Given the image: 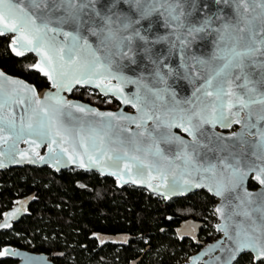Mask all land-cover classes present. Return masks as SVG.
Listing matches in <instances>:
<instances>
[{
  "label": "snow or ice",
  "instance_id": "snow-or-ice-1",
  "mask_svg": "<svg viewBox=\"0 0 264 264\" xmlns=\"http://www.w3.org/2000/svg\"><path fill=\"white\" fill-rule=\"evenodd\" d=\"M0 37L55 90L0 71V168L95 169L166 201L205 190L220 239L187 264H264V0H0ZM81 88L135 112L62 95ZM25 203L0 213V230Z\"/></svg>",
  "mask_w": 264,
  "mask_h": 264
},
{
  "label": "trees",
  "instance_id": "trees-1",
  "mask_svg": "<svg viewBox=\"0 0 264 264\" xmlns=\"http://www.w3.org/2000/svg\"><path fill=\"white\" fill-rule=\"evenodd\" d=\"M7 44L8 38L0 37V68L40 91L48 88L46 79L27 68L35 58H15ZM73 96L101 109L116 110L119 105L114 100L105 103L107 99L88 89L75 91ZM250 189H255L253 182ZM29 197L34 201L28 215L10 232L0 234V248L10 245L54 256L56 264H181L219 237L212 227L217 219L211 215L218 201L211 198L209 202L207 192L165 202L145 190H118L114 180L80 170L57 174L49 168H17L0 172V213ZM184 223L197 227L195 239L177 236ZM97 236L127 239L128 243L98 248ZM240 264L247 260L241 259Z\"/></svg>",
  "mask_w": 264,
  "mask_h": 264
},
{
  "label": "water",
  "instance_id": "water-1",
  "mask_svg": "<svg viewBox=\"0 0 264 264\" xmlns=\"http://www.w3.org/2000/svg\"><path fill=\"white\" fill-rule=\"evenodd\" d=\"M1 38H4V37H1ZM11 54H12V53H11ZM12 55H13V54H12ZM29 55H32V56L34 57L33 54H26V57L29 56ZM13 56H14V55H13ZM14 57H15V56H14ZM15 58H18V59H24L25 57H15ZM34 58H35V57H34ZM0 71L5 72V71L2 70L1 68H0ZM30 71H31V72H35L34 70H31V69H30ZM5 73H6V72H5ZM36 73H37V72H36ZM6 74H7V73H6ZM7 75H9V74H7ZM39 75H40V74H39ZM10 76H11V75H10ZM40 76H41V75H40ZM13 77H14V76H13ZM41 77H42V76H41ZM16 78H18V77H16ZM42 78H44V77H42ZM19 79H21V78H19ZM44 79H46V78H44ZM21 80H23V81H24L25 83H27V84L33 85V86L37 89V87H36L34 84H31V83L25 81L24 79H21ZM47 83H48V82H47ZM48 85H49V83H48ZM129 87H130V86H129ZM81 89H83V88H81ZM88 90H90V91L93 92V89H91V88H88ZM45 91H55V90L52 89V88L50 87V85H49V87L46 88V89H44V90H41V91H40V90L37 89V94H38V95H41V94H43ZM74 91H75V90H74ZM74 91H73L72 93H62V95H64L67 99L74 100V99L71 98V96H72V94L74 93ZM103 98H105V99H112V100L116 101L115 98H111V97H103ZM74 101H78L79 103L87 104V105H89L90 107L98 108V107H96V106L90 105V104L85 103V102H82V101H80V100H74ZM116 102L119 104L118 101H116ZM119 105H120V104H119ZM98 109L101 110V111H120V110H123V111H125L127 114H134V112H135V110L132 109L130 106H123V105H120L119 108L116 109V110H107V109H101V108H98ZM234 130H236L235 127L232 129V131H234ZM19 147H20L21 149H24V148L26 147V145H25L23 142H21V143L19 144ZM45 150H46V145H42L41 148L38 150V151H39V154H40L41 156L44 155V154H45ZM17 168H40V169H42V168H49L50 170H52L53 172H55V173H57V174L62 173V172H64V171H69V170H80V171H82V172H86V173H95V174L99 175L101 178H110V179H112V180L115 181V178H114V177H112V176H108L107 174H105L104 176H101V175H100L95 169L87 170V171H86V170H84V169H79V168H77V167L74 166V165H68V166H62L59 170H56L54 167L49 166L47 163H44V164H41V163L30 164V163H28L27 161H22V162H20V163H9V164H7L5 167L0 168V172H5V171H7V170L17 169ZM250 182H252V181H248V190H249V191H254V190H251V189H250ZM115 183H116V181H115ZM126 187H133V188H137V189L145 190L147 193H149V194H151V195H154L155 197H159V198H161V196H160L158 193H153L150 189H148V188H147L146 186H144V185H134V184H131V183H127V184L122 183V184H120V185H117V184H116V188H117L118 190H122V189H124V188H126ZM199 192H206V191H205V190H192V191H189V192H186V193H183V194H179V195L172 196V197H170L167 201L164 200V199H163V200H164L165 202H170V201H172V200L180 199V198H185V197L190 196L191 194H195V193H199ZM161 199H162V198H161ZM21 200H23V201L26 202V203H25V208L27 209V211H26L25 213L21 214L16 220H14V221L12 222V228H13L14 225L18 224V223H19V222H20L25 216L28 215V213H29V207H30V205L32 204V202L34 201V199H33L32 197L25 198V199H21ZM216 200L218 201L217 203H219V200H218V199H216ZM10 210H11V209H10ZM10 210H8V211H10ZM2 219H3V217H2ZM217 223H218V220H217ZM12 228H11V229H12ZM11 229H10V230H11ZM10 230H0V233H1V232H7V231H10ZM182 232H183V231H182ZM219 235H220V234H219ZM184 236H189V235H184ZM219 239H220V237H219L218 239H216V240H219ZM216 240H215V241H216ZM215 241L205 244L204 246H202V248H201L197 253L191 255L190 257L197 255L202 249H205V247H206L207 245H211V244H213ZM8 247L11 248V249L16 250L18 253H20V255H19V256H15V257H13V256L0 257L1 260H7V259H9V260H12V261L16 262V264H24V260L22 259V257H33V258H36L37 260H39V261H40V264H56V263L53 262L52 257L49 256V255H46V254H40V253H32V252H29V251H26V250H22V249H19V248H14V247H11V246H8ZM207 258H208L207 256L203 257V259H205V260H206ZM187 261H188V259H187L185 262L181 263V264H187Z\"/></svg>",
  "mask_w": 264,
  "mask_h": 264
},
{
  "label": "flooded vegetation",
  "instance_id": "flooded-vegetation-1",
  "mask_svg": "<svg viewBox=\"0 0 264 264\" xmlns=\"http://www.w3.org/2000/svg\"><path fill=\"white\" fill-rule=\"evenodd\" d=\"M74 92H75V91H74ZM73 94H74V93H73ZM73 94H72L71 98L74 99V100H77L76 98H74ZM111 100H112V99H111ZM82 102H83V101H82ZM85 103H86V102H85ZM88 104H89V103H88ZM90 105H91V104H90ZM93 106H94V105H93ZM119 106H120V105H118V108H119ZM96 107H98V106H96ZM98 108H99V107H98ZM118 108H117V109H118ZM251 190H255V189H251ZM12 207H13V206H12ZM12 207H11V208H12ZM11 208H10V209H11ZM29 208H30V207H29ZM10 209H8V210H10ZM8 210H7V211H8ZM1 220H2V219H1ZM187 225H193V224H186V223H184L183 226H182L181 232H182L183 230H185V228H186ZM14 226H15V225H14ZM14 226H13V228H14ZM13 228H12V229H13ZM12 229H11V230H12ZM11 230H10V231H11ZM10 231H7V232H10ZM7 232H1V233H7ZM1 233H0V234H1ZM196 233H197V227L195 226L194 235H196ZM183 236H184V235H183ZM189 236H190V235H189ZM189 236H188V237H189ZM219 237H220V235H219ZM219 237H218V238H219ZM100 238H101V239H104V240L106 241V243L103 244V245H101V244L99 243V240L97 239V245H98V248H103L105 245H109V244H110V246H112V247L115 246V245H117V246H119V245L122 246V245H123L122 243H119V242H118V243H112V241H114V239H111V238H102V237H100ZM218 238H217V239H218ZM8 246H10V245H8ZM8 246H7V247H8ZM203 246H204V245H203ZM3 247H4V246H3ZM11 247H13V246H11ZM14 248H15V247H14ZM201 248H202V247H201ZM201 248H200V249H201ZM26 251H27V250H26ZM29 252H30V251H29ZM196 253H197V252H196ZM51 257H52V259L54 258V256H51ZM8 260H9V259H7V260H1V259H0L1 262H5V261H8ZM9 261H12V260H9ZM12 262H13V264H16V262H14V261H12ZM130 264H132V263H130Z\"/></svg>",
  "mask_w": 264,
  "mask_h": 264
},
{
  "label": "rangeland",
  "instance_id": "rangeland-1",
  "mask_svg": "<svg viewBox=\"0 0 264 264\" xmlns=\"http://www.w3.org/2000/svg\"><path fill=\"white\" fill-rule=\"evenodd\" d=\"M193 254H195V253H193ZM186 260H187V259H186ZM186 260H185V261H186ZM185 261H184V262H185Z\"/></svg>",
  "mask_w": 264,
  "mask_h": 264
}]
</instances>
